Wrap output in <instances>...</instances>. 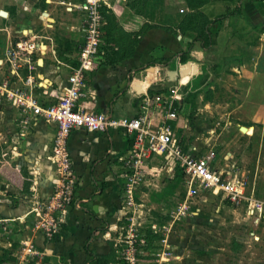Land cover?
Returning a JSON list of instances; mask_svg holds the SVG:
<instances>
[{"label": "crops", "instance_id": "obj_1", "mask_svg": "<svg viewBox=\"0 0 264 264\" xmlns=\"http://www.w3.org/2000/svg\"><path fill=\"white\" fill-rule=\"evenodd\" d=\"M108 3L104 7V29L110 47L101 48L95 67L86 74L79 107L133 118L146 111L144 104H150L151 91H157L153 86L162 69L181 65L179 55L192 40L188 34L180 33L179 26L192 10L187 0ZM81 4V0H0V86L7 83L10 93L26 90L46 106L58 102L78 65V52L69 46L84 36V13L69 8ZM243 5L241 15L230 16L222 23L225 38L221 45L214 33L212 44L205 50L204 63L218 69L224 67V62H231L232 74L242 76L244 86L236 114L248 125L231 124L237 125L240 132L241 127H247V134L252 135L261 128L264 131V31L257 32L264 28V2L256 6L244 0ZM145 27L152 28L145 32ZM160 27L174 29L175 33L161 36ZM242 35H257L258 43L245 47L240 40ZM25 38L43 43L45 48L44 53L32 56L30 65L7 56ZM174 72L167 71L165 85L170 90L174 88L173 81L181 78ZM29 76L35 79L34 85L26 84ZM11 104L8 100L0 102V261L116 264L114 240L125 213L120 199L124 188L120 159L130 150L131 137L121 130L72 131L68 150L78 179L77 205L68 210L64 222L49 235L46 216L38 205L49 201L59 185L52 157L57 128L41 119L25 128L21 112ZM214 138L206 143L212 144ZM223 159L219 153L221 164ZM233 160L231 152L222 165L233 164ZM54 235L60 239L54 240Z\"/></svg>", "mask_w": 264, "mask_h": 264}, {"label": "rangeland", "instance_id": "obj_2", "mask_svg": "<svg viewBox=\"0 0 264 264\" xmlns=\"http://www.w3.org/2000/svg\"><path fill=\"white\" fill-rule=\"evenodd\" d=\"M191 1L196 17L191 23L193 29L188 32L192 40L197 35L194 28L202 29L206 23L226 14L227 9H235L238 4L234 0ZM249 1L256 6L264 2ZM241 6L243 8L244 5ZM224 20L210 27L212 34H217L219 45L225 38L221 30ZM81 23L84 27L85 14ZM104 31L102 50L110 47L108 43H111L106 29ZM262 31L264 28L257 30ZM258 38L257 35L252 38L242 35L240 40L245 47L248 43L254 47ZM83 43L84 36L80 42L69 46L78 52L77 57ZM179 67L172 65L164 68L159 65L164 71L161 76L158 75L159 80H155L156 85L153 86L163 98H169L174 92L180 97L173 107L177 113L176 122L166 118L163 100L158 102L155 95H151L150 104L145 103L144 110L150 113L153 125L173 124V132L179 138L185 136L186 147L197 145L201 154L215 150L224 158L222 164L226 163V155L234 153L232 163L248 177V193L264 199V131L261 128L249 135L231 124L248 125L244 120H239L236 114L244 86L242 76L236 72L232 74L231 62H224V67L221 65L218 69L209 62H193L186 74L187 80L183 81V75H180L181 78L173 81L171 87L174 88L170 90L165 85L168 83L167 71L178 73ZM181 131L184 135H180ZM214 136L216 138L212 144L206 143ZM162 162L167 164L163 157L156 159L143 172V181L136 186L133 194L134 202L128 205L126 214L121 218V228L114 240L116 264H126L122 259V248L126 247V243L120 246L119 238L135 241L137 264H264V227L256 226L253 219L248 218L246 208L211 196L207 201L196 199L189 202L191 208L183 210L182 204L187 196L185 177L179 171L171 172L166 166L161 168ZM4 254L8 260V254Z\"/></svg>", "mask_w": 264, "mask_h": 264}, {"label": "built area", "instance_id": "obj_3", "mask_svg": "<svg viewBox=\"0 0 264 264\" xmlns=\"http://www.w3.org/2000/svg\"><path fill=\"white\" fill-rule=\"evenodd\" d=\"M81 1L80 6L71 5L69 9H81L85 14L84 43L79 53L78 65L73 69L69 85L58 102L46 106L26 90L10 93L7 83L0 86V102L11 101V106L21 112L22 125L25 128L30 126L33 120L39 119L54 124L57 128L52 157L56 162L59 185L49 201L38 205L39 211L46 216L48 234L52 235L57 225L64 222L68 210L77 205L75 195L78 179L69 154L68 140L72 131L78 129L90 133L121 130L131 137L132 146L120 159L124 169V188L120 197L124 214L129 208L128 205L134 202L133 194L136 186L143 181V172L147 171V167L156 159L163 157L167 164L162 162L161 168L166 166V169L173 172L180 169L185 177L187 196L182 204L183 210L191 208L188 203L196 199L207 201L211 196L221 197L232 205L245 207L248 218L253 219L256 226L264 227V199L248 193L249 181L246 173L236 164L222 165L217 151L210 150L201 154V150L196 146H184L171 125H153L148 111L133 118H118L110 111L92 112L79 107V101L84 96L86 74L95 67L103 47V30L106 25L103 8L109 5L108 0ZM44 51L43 43L25 38L16 44L14 50H9L7 56L30 65L32 56ZM13 69L16 70L14 67ZM34 80L29 76L26 84L34 85ZM178 98L180 97L176 92L167 99L160 95L156 97L158 102L163 100L162 108L168 120L177 118L173 107ZM119 240V245L126 243V247L122 248V259L126 264H137L135 241H125L122 238Z\"/></svg>", "mask_w": 264, "mask_h": 264}, {"label": "trees", "instance_id": "obj_4", "mask_svg": "<svg viewBox=\"0 0 264 264\" xmlns=\"http://www.w3.org/2000/svg\"><path fill=\"white\" fill-rule=\"evenodd\" d=\"M237 1V5L235 6V9H227V13L224 15H220L217 16L214 21L212 22H208L206 23L207 25H205V27H203L202 29L197 30L196 28H194V31H197V35L193 37L192 42L189 44L188 48L186 51H183L180 55H179V62L181 63L180 65V71L174 72L175 75H183V81L187 80L186 74L189 72L190 70V66L192 67L193 62H205V55H206V49L209 48V46L212 44V31H211V26L212 24L214 25L215 23H217V21H223V19H226L230 16H234V15H241L243 8L241 6V4H243L244 0H234ZM260 1H264V0H260ZM189 7L191 8V10L195 9V6L192 5V1L191 0H187ZM105 15L107 14L104 11ZM107 16V15H106ZM195 15L192 13H190L185 20L182 22V24L179 26V31L182 35H186L188 34V32H190L193 27H191V23L193 24L195 21ZM221 21V22H222ZM219 23V22H218ZM150 28L152 27H145V32L148 31ZM160 32H161V36H168L172 33H175L174 29L171 28H166V27H160L159 28ZM200 44V45H199ZM245 60V59H244ZM248 59H246L247 61ZM185 76V77H184ZM152 95H159V92L157 91H151ZM173 123L176 122L175 120H171ZM172 126V128H174L173 124H170ZM174 131V130H173ZM182 131L180 132V135H182ZM182 144H185V139L183 137H180ZM132 146V143L131 145ZM185 146V145H184ZM177 171L181 172L182 171L180 169H177ZM183 174V173H182ZM54 240L58 241L60 238L57 235H54L53 237ZM4 263V261H0V264Z\"/></svg>", "mask_w": 264, "mask_h": 264}, {"label": "water", "instance_id": "obj_5", "mask_svg": "<svg viewBox=\"0 0 264 264\" xmlns=\"http://www.w3.org/2000/svg\"><path fill=\"white\" fill-rule=\"evenodd\" d=\"M2 13V15H6V12H4V11H2L1 12ZM247 130H248V128L247 127H241V131L243 132V133H246L247 132Z\"/></svg>", "mask_w": 264, "mask_h": 264}, {"label": "bare ground", "instance_id": "obj_6", "mask_svg": "<svg viewBox=\"0 0 264 264\" xmlns=\"http://www.w3.org/2000/svg\"><path fill=\"white\" fill-rule=\"evenodd\" d=\"M248 131V130H247ZM247 133V132H246Z\"/></svg>", "mask_w": 264, "mask_h": 264}]
</instances>
